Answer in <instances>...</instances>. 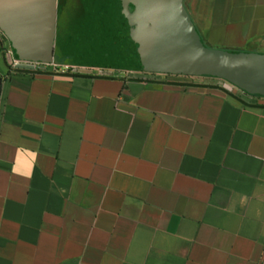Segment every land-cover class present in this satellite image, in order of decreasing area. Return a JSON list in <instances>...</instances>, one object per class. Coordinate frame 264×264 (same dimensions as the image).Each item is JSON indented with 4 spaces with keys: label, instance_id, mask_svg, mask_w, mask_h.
<instances>
[{
    "label": "crops",
    "instance_id": "0c3cea01",
    "mask_svg": "<svg viewBox=\"0 0 264 264\" xmlns=\"http://www.w3.org/2000/svg\"><path fill=\"white\" fill-rule=\"evenodd\" d=\"M182 5L206 48L264 57V0ZM145 9L58 0L56 43L90 50ZM9 52L0 31V264H264V96L55 53L79 73L34 74Z\"/></svg>",
    "mask_w": 264,
    "mask_h": 264
},
{
    "label": "water",
    "instance_id": "95a60500",
    "mask_svg": "<svg viewBox=\"0 0 264 264\" xmlns=\"http://www.w3.org/2000/svg\"><path fill=\"white\" fill-rule=\"evenodd\" d=\"M143 2L147 16L137 19V28L117 29L101 40L97 52L84 57L104 68L218 78L264 96L263 56L226 55L206 48L190 24L183 0ZM57 6L58 0H0V31L17 58L54 62Z\"/></svg>",
    "mask_w": 264,
    "mask_h": 264
},
{
    "label": "rangeland",
    "instance_id": "374dc122",
    "mask_svg": "<svg viewBox=\"0 0 264 264\" xmlns=\"http://www.w3.org/2000/svg\"><path fill=\"white\" fill-rule=\"evenodd\" d=\"M111 28H112V26H110L109 29H107V31H106L107 36L108 35L111 36V32H112ZM94 32H96V31H94ZM73 36H74V34L73 35L71 34L70 36H68V40L65 42L64 40H62L61 33H59L58 42L56 43V40H55V54H56L55 56H56V59L58 61H61V62L73 61V62H75L76 59L78 60L79 58H85L84 54H87L88 52L89 53L97 52V50L101 46L100 45L101 41H99L97 44L94 43L93 41H90V42H87L85 45L87 46V48L90 47L91 49L90 50H86L85 48L82 49L81 48L83 46L82 42L78 38L73 37ZM71 57H74V58L71 59ZM192 77H193V79H192ZM195 77L196 76L167 74V75L159 76L158 79L160 82H166V80H169V79H188V80H191L192 82H197V81H203L202 78L206 77V76H202V78L201 77L195 78ZM209 78H212V77H209Z\"/></svg>",
    "mask_w": 264,
    "mask_h": 264
},
{
    "label": "built area",
    "instance_id": "2783aa9c",
    "mask_svg": "<svg viewBox=\"0 0 264 264\" xmlns=\"http://www.w3.org/2000/svg\"><path fill=\"white\" fill-rule=\"evenodd\" d=\"M9 53L11 54L10 66L12 70H20L34 74L79 73L81 70L77 66L60 65L55 62L46 64L42 62L24 61L12 56V52ZM157 76L162 75L157 74ZM155 80L159 81L158 78Z\"/></svg>",
    "mask_w": 264,
    "mask_h": 264
},
{
    "label": "flooded vegetation",
    "instance_id": "af4514ba",
    "mask_svg": "<svg viewBox=\"0 0 264 264\" xmlns=\"http://www.w3.org/2000/svg\"><path fill=\"white\" fill-rule=\"evenodd\" d=\"M127 21H129V19H126Z\"/></svg>",
    "mask_w": 264,
    "mask_h": 264
}]
</instances>
